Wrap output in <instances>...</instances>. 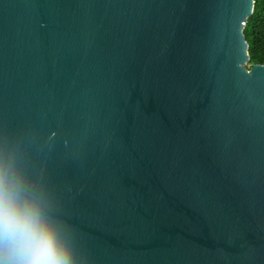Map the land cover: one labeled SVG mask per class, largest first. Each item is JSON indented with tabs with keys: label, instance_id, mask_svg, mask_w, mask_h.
Segmentation results:
<instances>
[{
	"label": "water",
	"instance_id": "95a60500",
	"mask_svg": "<svg viewBox=\"0 0 264 264\" xmlns=\"http://www.w3.org/2000/svg\"><path fill=\"white\" fill-rule=\"evenodd\" d=\"M254 8L0 0V161L43 189L77 264H264Z\"/></svg>",
	"mask_w": 264,
	"mask_h": 264
},
{
	"label": "clouds",
	"instance_id": "9594fccd",
	"mask_svg": "<svg viewBox=\"0 0 264 264\" xmlns=\"http://www.w3.org/2000/svg\"><path fill=\"white\" fill-rule=\"evenodd\" d=\"M0 264H77L43 189L6 158L0 161Z\"/></svg>",
	"mask_w": 264,
	"mask_h": 264
},
{
	"label": "trees",
	"instance_id": "16d2710c",
	"mask_svg": "<svg viewBox=\"0 0 264 264\" xmlns=\"http://www.w3.org/2000/svg\"><path fill=\"white\" fill-rule=\"evenodd\" d=\"M254 1V12L245 29V35L250 46L251 66L264 65V0Z\"/></svg>",
	"mask_w": 264,
	"mask_h": 264
},
{
	"label": "snow or ice",
	"instance_id": "6c2138e0",
	"mask_svg": "<svg viewBox=\"0 0 264 264\" xmlns=\"http://www.w3.org/2000/svg\"><path fill=\"white\" fill-rule=\"evenodd\" d=\"M251 7V0H249V8ZM240 19H243V16L240 17ZM240 31V24L239 22H237V33H239ZM240 42H241V45L243 46L244 45V42H243V38L240 37Z\"/></svg>",
	"mask_w": 264,
	"mask_h": 264
}]
</instances>
